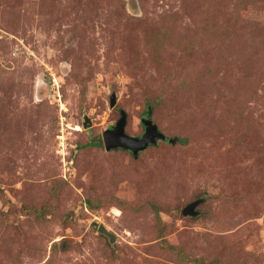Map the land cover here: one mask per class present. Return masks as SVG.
<instances>
[{
  "label": "rangeland",
  "instance_id": "obj_1",
  "mask_svg": "<svg viewBox=\"0 0 264 264\" xmlns=\"http://www.w3.org/2000/svg\"><path fill=\"white\" fill-rule=\"evenodd\" d=\"M0 264H264V0H0Z\"/></svg>",
  "mask_w": 264,
  "mask_h": 264
},
{
  "label": "water",
  "instance_id": "obj_2",
  "mask_svg": "<svg viewBox=\"0 0 264 264\" xmlns=\"http://www.w3.org/2000/svg\"><path fill=\"white\" fill-rule=\"evenodd\" d=\"M113 105L114 101H111V106L113 107ZM87 122L89 123V120L85 118L83 127H86ZM141 122L144 127L143 133L139 136L129 135L125 132L126 114L125 112H121L120 118L115 125L103 133L102 139L104 148L108 151L121 148L130 151L134 157H137L139 151H143L150 145L156 144L158 140H167L169 143H175V137H166V135L158 129L157 125L153 123L150 118V111L145 117H142ZM199 202L200 200H195L187 204L182 209V214L195 216L197 214L195 208ZM98 232L106 235L110 239H114L113 234L107 231V229L101 224L98 226Z\"/></svg>",
  "mask_w": 264,
  "mask_h": 264
},
{
  "label": "trees",
  "instance_id": "obj_3",
  "mask_svg": "<svg viewBox=\"0 0 264 264\" xmlns=\"http://www.w3.org/2000/svg\"><path fill=\"white\" fill-rule=\"evenodd\" d=\"M91 143H87V144H85V145H90ZM93 144H95V142H93ZM97 145H101V141L99 140L98 142H97ZM118 149H121V148H118ZM124 150V149H123ZM126 151V150H125ZM130 152V151H129ZM131 153V152H130ZM132 154V153H131ZM132 156H133V154H132ZM134 157V156H133ZM99 203L100 202H96V203H93L91 200H89V199H87L86 200V204L89 206V208H96L98 205H99Z\"/></svg>",
  "mask_w": 264,
  "mask_h": 264
},
{
  "label": "flooded vegetation",
  "instance_id": "obj_4",
  "mask_svg": "<svg viewBox=\"0 0 264 264\" xmlns=\"http://www.w3.org/2000/svg\"><path fill=\"white\" fill-rule=\"evenodd\" d=\"M165 141H167V140H165Z\"/></svg>",
  "mask_w": 264,
  "mask_h": 264
}]
</instances>
